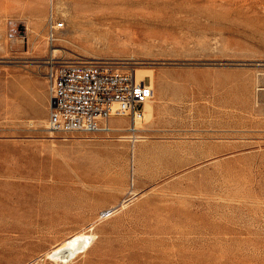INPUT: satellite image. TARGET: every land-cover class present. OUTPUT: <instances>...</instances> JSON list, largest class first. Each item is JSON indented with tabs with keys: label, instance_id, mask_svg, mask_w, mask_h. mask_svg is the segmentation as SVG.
I'll list each match as a JSON object with an SVG mask.
<instances>
[{
	"label": "rangeland",
	"instance_id": "1",
	"mask_svg": "<svg viewBox=\"0 0 264 264\" xmlns=\"http://www.w3.org/2000/svg\"><path fill=\"white\" fill-rule=\"evenodd\" d=\"M54 7L51 43L50 0H0V264H55L46 252L90 224L68 264H264V0ZM93 57L152 71L141 140L116 119L47 128L59 62Z\"/></svg>",
	"mask_w": 264,
	"mask_h": 264
},
{
	"label": "built area",
	"instance_id": "2",
	"mask_svg": "<svg viewBox=\"0 0 264 264\" xmlns=\"http://www.w3.org/2000/svg\"><path fill=\"white\" fill-rule=\"evenodd\" d=\"M64 27L50 20L48 38ZM51 79L48 127L62 134H95L111 118L135 122L152 95L150 80H138L135 69L106 59L61 63Z\"/></svg>",
	"mask_w": 264,
	"mask_h": 264
},
{
	"label": "bare ground",
	"instance_id": "3",
	"mask_svg": "<svg viewBox=\"0 0 264 264\" xmlns=\"http://www.w3.org/2000/svg\"><path fill=\"white\" fill-rule=\"evenodd\" d=\"M65 3L66 2H63L62 6H60V8L58 7V9L59 10L61 9L62 12L64 11L65 15L66 14H71L70 10L68 9V6L65 5ZM50 8H51V10H50L49 22L52 19L56 20V17H55L56 8L54 7V0H50ZM73 14H75V13H73ZM71 23H72V26L74 24V26L79 27V26H82L83 22L81 20H79L78 16H74L71 19ZM91 25H94V23H92ZM48 40L51 43H53L55 40H58L60 42V41H62L64 39H62L61 37L58 39L57 35H56V37L54 39L48 38ZM52 48H54V47H52ZM52 52L57 53L58 50H52ZM77 59H80V58H77ZM94 59H98V58L97 57H93L92 59H85V60H94ZM68 62H59V63L61 64V63H68ZM54 64H58V63H53V65ZM53 65L51 66L52 71H53V67H54ZM136 75H137L138 80H145L147 77L150 78L151 88H152V95L148 99L147 103L145 104V108H144V112H143L142 117L138 118L135 122H133L132 120H130L128 118H111L110 119V120H112V119L118 120V125H122L123 122H128L129 123L127 132L130 135L126 136V138L124 136L120 137L121 140H126V139L127 140L129 139L130 141H138L139 139L141 140L142 138H140L137 135V132L140 131L139 124L142 122L144 116H145L144 119L149 121L151 116H152V114H153V108H152V106L149 103L152 100L153 96H154L153 73L150 70L136 68ZM51 77H52V75H51ZM48 111H49V106H48ZM110 120H108L107 122H104L101 125L100 131L94 132V133L96 134V133H100L102 131H112V130L114 131V130H116V128L107 127V123ZM48 126H49V124H48V119H47V128H49ZM117 129L118 130H122V131L124 130L123 128H117ZM86 136L89 137V136H92V135H86ZM118 139H119V137H118ZM83 190H84L83 191V197H84L85 200H90L93 197L99 195V193H100V187H98V186L97 187L96 186L87 187V189H83ZM121 205H123V204H121ZM117 207H113L107 213H105V215H107L108 213L109 214L115 213L118 210V208H119V207L118 208ZM92 227H93V224H90L89 226L87 225V227H84L83 229H81L79 231L77 230L76 232H74L71 235H69L66 238H64L59 243L55 244L49 251L46 252V258L51 260L52 263L54 262L55 264H68V263L74 261L75 259H77L80 255L86 254L92 248V246L94 244V241L96 239V236H97V235H95L96 233H93V228Z\"/></svg>",
	"mask_w": 264,
	"mask_h": 264
},
{
	"label": "trees",
	"instance_id": "4",
	"mask_svg": "<svg viewBox=\"0 0 264 264\" xmlns=\"http://www.w3.org/2000/svg\"><path fill=\"white\" fill-rule=\"evenodd\" d=\"M147 81H149V79H147Z\"/></svg>",
	"mask_w": 264,
	"mask_h": 264
},
{
	"label": "crops",
	"instance_id": "5",
	"mask_svg": "<svg viewBox=\"0 0 264 264\" xmlns=\"http://www.w3.org/2000/svg\"><path fill=\"white\" fill-rule=\"evenodd\" d=\"M146 81H147V79H146Z\"/></svg>",
	"mask_w": 264,
	"mask_h": 264
}]
</instances>
